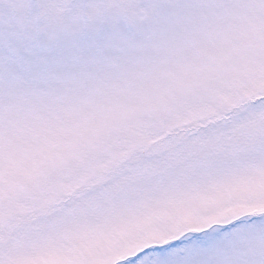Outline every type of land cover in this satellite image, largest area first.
Listing matches in <instances>:
<instances>
[{
	"label": "snow or ice",
	"instance_id": "6c2138e0",
	"mask_svg": "<svg viewBox=\"0 0 264 264\" xmlns=\"http://www.w3.org/2000/svg\"><path fill=\"white\" fill-rule=\"evenodd\" d=\"M0 264H264V0H0Z\"/></svg>",
	"mask_w": 264,
	"mask_h": 264
}]
</instances>
